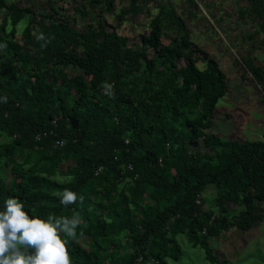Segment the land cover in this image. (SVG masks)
<instances>
[{"label": "trees", "instance_id": "obj_1", "mask_svg": "<svg viewBox=\"0 0 264 264\" xmlns=\"http://www.w3.org/2000/svg\"><path fill=\"white\" fill-rule=\"evenodd\" d=\"M115 1L0 0V211L16 197L30 217L78 213L72 264H167L181 257L178 235L223 264L209 239L264 220V136L209 133L226 75L203 50L191 57L176 3L121 0L119 18L144 9L149 19L148 34L130 46L105 18L116 15ZM184 2L195 18L199 5ZM234 15L242 40L264 53V0H236ZM241 63L264 103V64L249 51ZM65 189L76 203H60Z\"/></svg>", "mask_w": 264, "mask_h": 264}, {"label": "rangeland", "instance_id": "obj_2", "mask_svg": "<svg viewBox=\"0 0 264 264\" xmlns=\"http://www.w3.org/2000/svg\"><path fill=\"white\" fill-rule=\"evenodd\" d=\"M20 1L26 5H44V0ZM172 1L176 3L190 31L194 49L191 57L195 59L199 56L196 49L203 50L217 61L226 75V93L217 103L209 133L223 141L263 140V94L250 76L246 80L242 79L241 59L249 51L256 64H264V53L256 43L251 46L252 42L242 40L246 31L243 25L238 24L234 15L236 0H195L200 8L195 18L192 17L193 13L189 14L190 9L184 0ZM59 6L62 12L73 14L70 2H60ZM124 6L125 2L116 0V15L106 14L105 18L125 38L128 45L139 44L149 32L148 15L142 9L135 18L125 17L122 20L119 16ZM88 11H91L90 7ZM16 38L19 39L20 34ZM163 43H167L166 39H163ZM197 64L203 67L201 61ZM74 73V70L69 71V75ZM215 196L214 186H208L203 193L205 207L212 206ZM176 239L181 249V257L176 261L168 259L167 264H214L207 261L202 248L193 246L185 235H178ZM208 243L223 264H264V220L248 231L231 227L219 236L210 238Z\"/></svg>", "mask_w": 264, "mask_h": 264}, {"label": "clouds", "instance_id": "obj_3", "mask_svg": "<svg viewBox=\"0 0 264 264\" xmlns=\"http://www.w3.org/2000/svg\"><path fill=\"white\" fill-rule=\"evenodd\" d=\"M38 39H44L43 33ZM6 45L0 44V48ZM105 94L113 95V85H103ZM7 102V97L3 98ZM75 192L65 189L60 203H76ZM82 202L83 197H79ZM79 214L69 217L49 215L47 219L29 216L24 203L16 197L5 201L0 211V264H72L68 249L70 239L76 238ZM63 234V235H62Z\"/></svg>", "mask_w": 264, "mask_h": 264}, {"label": "built area", "instance_id": "obj_4", "mask_svg": "<svg viewBox=\"0 0 264 264\" xmlns=\"http://www.w3.org/2000/svg\"><path fill=\"white\" fill-rule=\"evenodd\" d=\"M62 144H63V142H58V145H59V146H62ZM101 169H102V167H100V168L97 170V172H99ZM197 202H198V201H197Z\"/></svg>", "mask_w": 264, "mask_h": 264}]
</instances>
